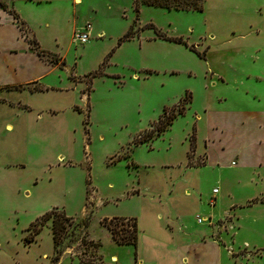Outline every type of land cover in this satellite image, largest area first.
<instances>
[{"label": "rangeland", "instance_id": "374dc122", "mask_svg": "<svg viewBox=\"0 0 264 264\" xmlns=\"http://www.w3.org/2000/svg\"><path fill=\"white\" fill-rule=\"evenodd\" d=\"M4 1L26 25L0 10V264H51V209L72 218L59 264H161L144 236L159 221L264 264V0ZM114 217L136 218L137 248Z\"/></svg>", "mask_w": 264, "mask_h": 264}, {"label": "crops", "instance_id": "0c3cea01", "mask_svg": "<svg viewBox=\"0 0 264 264\" xmlns=\"http://www.w3.org/2000/svg\"><path fill=\"white\" fill-rule=\"evenodd\" d=\"M22 1L24 2V4L26 3L46 4V3H50L52 0H22ZM75 1L77 4L80 3V0H75ZM0 2L4 3L7 7V9H3L0 6V10L9 13L11 15L12 13H10L9 10H13L18 15V20H20V22H23L26 25V21L23 19V17L21 18L19 13L13 9V1L9 3V1L0 0ZM12 18L16 21L13 15ZM37 79L38 78H32L28 80L26 83L35 81ZM6 128L8 130L12 129L11 125H7ZM170 223H172V221L169 222L159 221L158 224L157 223L152 224L154 225V228L149 227L144 230V236L146 237V246L150 250L152 255L158 261L162 262L161 264H202V263L203 264H233L230 261L228 255H226V252L224 253L222 246L219 245L217 241L200 239L201 235L206 232V228L204 226L198 227L196 225V228L191 230L193 236L196 237V239H189L188 238L189 231L185 227V225H181L177 229L179 230L178 233L176 230V226H173V224L171 225ZM167 226H170L171 228H166ZM235 234H238V231H236ZM254 246L256 247V245ZM257 249H261V248H257ZM136 252L137 249L135 251V258L133 264H146V261L145 260L142 261L141 256ZM206 255H210L212 257L211 262L207 261L208 257ZM113 257H115L116 262L111 263L110 261L107 260L105 262L103 261L102 264H119V258L115 255H112L110 260L112 261ZM200 259H202V263ZM260 259H262L261 255L251 258L245 264H253L254 262H256L255 260H260ZM60 261H61V257L58 261V264ZM62 263L63 261L61 262V264ZM76 263L86 264L80 262L79 260L78 261L76 260Z\"/></svg>", "mask_w": 264, "mask_h": 264}, {"label": "trees", "instance_id": "16d2710c", "mask_svg": "<svg viewBox=\"0 0 264 264\" xmlns=\"http://www.w3.org/2000/svg\"><path fill=\"white\" fill-rule=\"evenodd\" d=\"M152 6L165 8L168 10H192V11H202L203 9V0H134V10L136 13L139 12L140 5ZM0 6L3 9H7L6 5L0 2ZM12 13L13 17L18 21V15L13 11L9 10ZM133 31L131 29L127 30V32L123 35L122 39H130L132 37ZM158 37L173 41L176 43L186 44L185 41L181 37H168L158 33ZM33 42H29V44ZM41 49L37 50V54H42ZM181 113V112H179ZM173 119V118H172ZM172 119L167 120L164 124L159 125L156 129L157 133H162L166 130V127L172 123ZM150 137H146L143 141H146ZM194 140V139H193ZM191 141L190 150H194V141ZM106 219H103V225L106 227L107 231L110 234L111 239L118 245H132L136 248L137 240H138V228H137V220L135 217H126V218H118L114 217L108 220L106 223ZM41 220L47 222L50 220V231L52 235L53 241V250L54 255L51 259V264H57L63 250L61 249L59 242L61 235L67 230L68 226H70L72 222V218L65 215L62 211H58L57 209H51L43 214ZM116 220H120V222L114 223ZM41 228L34 230L33 234L27 237V241H33L35 235L40 232ZM97 245V244H96ZM81 262V261H80ZM86 264H90V262H83ZM94 264H102L101 262H97Z\"/></svg>", "mask_w": 264, "mask_h": 264}, {"label": "built area", "instance_id": "2783aa9c", "mask_svg": "<svg viewBox=\"0 0 264 264\" xmlns=\"http://www.w3.org/2000/svg\"><path fill=\"white\" fill-rule=\"evenodd\" d=\"M88 35L86 33H83L81 35L78 36V40L80 43H85L88 39L87 37ZM234 164V163H233ZM214 191H216V189H214Z\"/></svg>", "mask_w": 264, "mask_h": 264}, {"label": "bare ground", "instance_id": "6f19581e", "mask_svg": "<svg viewBox=\"0 0 264 264\" xmlns=\"http://www.w3.org/2000/svg\"><path fill=\"white\" fill-rule=\"evenodd\" d=\"M201 221V220H200Z\"/></svg>", "mask_w": 264, "mask_h": 264}]
</instances>
